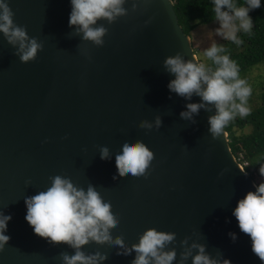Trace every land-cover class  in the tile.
<instances>
[{
    "label": "water",
    "instance_id": "1",
    "mask_svg": "<svg viewBox=\"0 0 264 264\" xmlns=\"http://www.w3.org/2000/svg\"><path fill=\"white\" fill-rule=\"evenodd\" d=\"M5 3L26 32L24 43L35 39L42 49L23 62L20 41L0 33V213L11 216L0 264H64L63 255L77 251L38 237L25 220V198L58 175L85 190L91 185L111 205L118 221L111 240L89 238L79 248L104 254L99 264H133V246L150 229L174 234L162 249L176 253L172 264H192L193 245L221 264H264L232 215L256 184L227 132L210 131L216 109L206 105L182 118L186 105L201 99L168 88L175 78L165 68L168 57L199 62L172 1L125 0L123 15L97 22L107 30L102 46L69 26L70 0ZM125 141L153 153L141 176L117 171Z\"/></svg>",
    "mask_w": 264,
    "mask_h": 264
},
{
    "label": "clouds",
    "instance_id": "2",
    "mask_svg": "<svg viewBox=\"0 0 264 264\" xmlns=\"http://www.w3.org/2000/svg\"><path fill=\"white\" fill-rule=\"evenodd\" d=\"M125 0H70L71 12L69 26L75 27L83 39L102 46L106 28L96 26L98 21L109 23L125 13ZM214 19L218 23L215 34L225 41L236 45L243 43L239 33H251L253 20L249 13L261 8L262 0H211ZM199 23V21H197ZM0 33L9 38V42L20 41L21 60H33L42 49L35 39L28 40L25 30L14 24L13 13L5 0H0ZM191 39V38H190ZM193 47V46H192ZM194 50V49H193ZM205 62L185 61L179 54L165 60L166 70L175 78L168 84L170 92L191 99L199 96L201 103L186 105L187 111L181 113L182 118L190 119L192 114L206 105L216 109V115L209 118L210 131L219 135L224 128L237 116H247L250 109L247 105L251 88L239 75L237 63L226 54V48L215 41L203 51ZM160 124L159 119L156 121ZM150 127V125H142ZM121 151L115 154L117 171L123 175L141 176L145 173L153 159V153L142 143L135 144L125 141ZM101 159L108 158V148L103 146ZM245 171L247 162L236 159ZM246 172V171H245ZM264 177V163L259 167ZM256 184V183H255ZM255 191H249L244 198L237 201L232 215L238 222L242 233L250 237L252 252L264 262V182L254 185ZM25 220L32 227L34 234L49 243L68 244L77 249L71 255H63L64 264H99L105 258L100 252L85 254L79 248L92 238L98 242L111 240L110 226L118 223L111 211L109 201L104 200L100 193L91 185L85 190L73 184L71 179L62 176L52 178L51 186L44 191L25 198ZM10 215L0 213V252L9 243L6 235ZM233 241L235 233H229ZM175 238L174 234L147 230L139 243L133 246L137 255L133 264H172L176 253L163 252L164 246ZM117 245L122 241L117 239ZM197 254L192 257V264H221L206 253L205 248L193 245ZM125 254H128L127 251ZM222 264H231L224 259Z\"/></svg>",
    "mask_w": 264,
    "mask_h": 264
},
{
    "label": "trees",
    "instance_id": "3",
    "mask_svg": "<svg viewBox=\"0 0 264 264\" xmlns=\"http://www.w3.org/2000/svg\"><path fill=\"white\" fill-rule=\"evenodd\" d=\"M171 1L179 25L191 39L200 27H208L216 23L211 0ZM237 2L243 3V0ZM249 15L253 20V29L251 33H239L243 40L242 44L236 45L224 39L216 43L226 48V54L239 67L240 77L245 79L251 88L247 102L249 114L243 118L237 116L224 130L228 134L229 146L234 157L247 162L245 171L256 182L257 177H262L259 167L264 163V0L261 8L251 11ZM202 62L211 63L206 60ZM252 72L258 77V82L255 80L252 82L249 76Z\"/></svg>",
    "mask_w": 264,
    "mask_h": 264
},
{
    "label": "rangeland",
    "instance_id": "4",
    "mask_svg": "<svg viewBox=\"0 0 264 264\" xmlns=\"http://www.w3.org/2000/svg\"><path fill=\"white\" fill-rule=\"evenodd\" d=\"M218 23H214L208 27H200L196 33L193 34V39H191L192 43H193V49L195 51V54L198 58L199 62H202L205 60V58L203 57V51L205 49H207L208 47L211 46L212 42L215 41L218 42L219 40L223 39L220 36H217L215 34V29L218 27ZM203 58V59H202ZM202 59V60H201ZM250 78L253 80H255L256 82H258V77H256L253 72L249 75ZM251 82V83H252ZM264 91V90H263ZM246 132H249V130H246ZM264 182V178L262 177H257L256 178V184L262 183Z\"/></svg>",
    "mask_w": 264,
    "mask_h": 264
}]
</instances>
